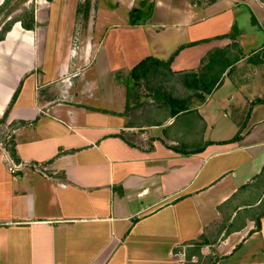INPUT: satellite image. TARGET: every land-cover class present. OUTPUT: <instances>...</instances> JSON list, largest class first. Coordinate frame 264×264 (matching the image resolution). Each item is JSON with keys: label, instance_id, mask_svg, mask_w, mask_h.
<instances>
[{"label": "crops", "instance_id": "0c3cea01", "mask_svg": "<svg viewBox=\"0 0 264 264\" xmlns=\"http://www.w3.org/2000/svg\"><path fill=\"white\" fill-rule=\"evenodd\" d=\"M77 1L27 0L34 28L0 40V264H264V0H124L86 27ZM172 54L188 95L139 87Z\"/></svg>", "mask_w": 264, "mask_h": 264}, {"label": "trees", "instance_id": "16d2710c", "mask_svg": "<svg viewBox=\"0 0 264 264\" xmlns=\"http://www.w3.org/2000/svg\"><path fill=\"white\" fill-rule=\"evenodd\" d=\"M27 0H17L13 5L10 3L12 0H4L0 4V15H2V18L0 20V40L4 38V35L6 34L7 31L12 27L13 23L19 21L21 23V26L25 29H33L35 25V19H34V9L29 8L28 6L25 5V2ZM17 10L21 11L17 13ZM1 17V16H0ZM9 17V18H8ZM2 25V26H1ZM232 35V33L225 34L223 36H228ZM220 36V37H223ZM172 54L167 60L162 61L159 60L153 56L146 57L145 59L141 60L137 65H135L131 71L130 74L131 76L137 80V79H143L145 81L149 80L150 77L154 76V72L156 71V68L158 66H164L165 68L169 67V63L173 58ZM194 72H189L187 73V77H185V84L189 89H194V90H202L205 93H210L212 90L213 86L217 83L216 80H211V81H204V79L199 80L198 78L194 77ZM190 74V76H189ZM160 87V86H159ZM19 88L14 92L11 101L3 113V116L0 118V123H3L5 121V118L8 116V112L11 108L12 103L14 102L17 94H18ZM190 98H186L183 100H175L174 97L171 95H167L164 100H167L169 102H174L179 105V110H186L190 106L189 102ZM179 110H173L172 113L175 114ZM238 134L235 135L231 140H236L238 139ZM6 150L9 153V156L12 158L13 162L18 163L16 158V150L14 146V142L11 140L10 145L6 148Z\"/></svg>", "mask_w": 264, "mask_h": 264}, {"label": "rangeland", "instance_id": "374dc122", "mask_svg": "<svg viewBox=\"0 0 264 264\" xmlns=\"http://www.w3.org/2000/svg\"><path fill=\"white\" fill-rule=\"evenodd\" d=\"M17 0H12L10 3L13 5ZM124 1V0H123ZM119 2L118 0H78L77 1V8L75 12L74 22L76 24L81 23V19L83 14L85 15V27L89 25H93L96 23H102L104 25H109L111 22L116 24H123L125 20L130 17L132 9L128 6V1ZM139 0L135 1V5L139 4ZM119 4V5H118ZM25 5L29 8H35L34 2H25ZM133 5V6H135ZM74 8V9H75ZM114 9L115 14L112 16L108 14L106 10ZM21 11L17 10V13ZM0 20L2 15H0ZM9 18V17H8ZM2 26V25H1ZM154 76L150 77L149 80L143 81V85H139L141 88H157L158 86L164 87L165 89H169L173 94L176 96H185L188 95L187 88H182L180 86L175 85V80H173L172 76L170 75L169 71L164 66H158L156 71L154 72ZM226 85L228 86V82L226 80ZM223 87L228 89L229 87ZM234 106L236 107V103H231L229 105V110H235ZM235 115V114H234ZM15 125H3L0 123V146L2 145L5 149L10 145L11 137L10 135L13 133V127Z\"/></svg>", "mask_w": 264, "mask_h": 264}, {"label": "built area", "instance_id": "2783aa9c", "mask_svg": "<svg viewBox=\"0 0 264 264\" xmlns=\"http://www.w3.org/2000/svg\"><path fill=\"white\" fill-rule=\"evenodd\" d=\"M9 167H10V170L12 172H14V171H16L20 167V165L17 164V163L14 164V162H13V163H11V165Z\"/></svg>", "mask_w": 264, "mask_h": 264}]
</instances>
